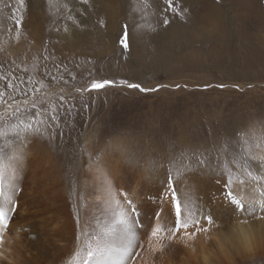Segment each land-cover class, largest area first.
Here are the masks:
<instances>
[{
  "label": "rangeland",
  "instance_id": "rangeland-1",
  "mask_svg": "<svg viewBox=\"0 0 264 264\" xmlns=\"http://www.w3.org/2000/svg\"><path fill=\"white\" fill-rule=\"evenodd\" d=\"M213 9L216 21L198 18ZM149 10L177 15L151 22ZM263 37L264 0H0V127L16 129L0 136L2 190L16 208L0 229V264H69L78 249L83 258L125 196L143 245L128 264H200L190 254L201 247L209 264H264V250L222 255L215 236L264 223ZM93 79L115 85L84 90ZM174 199L181 219L209 231L187 245L165 229L154 252V222L174 226Z\"/></svg>",
  "mask_w": 264,
  "mask_h": 264
},
{
  "label": "snow or ice",
  "instance_id": "snow-or-ice-1",
  "mask_svg": "<svg viewBox=\"0 0 264 264\" xmlns=\"http://www.w3.org/2000/svg\"><path fill=\"white\" fill-rule=\"evenodd\" d=\"M87 2V0H85ZM167 5L169 7H172L173 0H165ZM18 3L23 6L24 0H18ZM19 23V22H18ZM167 23V21H165ZM129 34L127 31V25L124 26L123 35L120 38V43L124 48L129 47L128 43ZM121 85H126L130 89H139L140 91H154L155 89H147L143 88L141 84L139 83H129L126 80L120 81ZM115 81L109 80V79H100L96 80L93 79L91 82L86 86L84 90L88 92L93 91H100L105 89L109 86H114ZM223 85H221L222 87ZM7 87H12V85H7ZM179 87V85L177 86ZM77 92H80L81 89H76ZM3 94L0 93V98H2ZM61 100L64 99L63 96L60 97ZM27 103V101H24ZM7 104L8 102L5 101ZM11 107V105H8ZM32 108H36L37 104L33 102L31 104ZM15 112H19V107L15 108ZM52 119H56L55 116L52 117ZM23 123V121H21ZM15 131L16 129L13 127L12 129H9L7 126L0 127V136L5 135L8 131ZM26 130H33L32 125H26ZM38 131V129H37ZM22 156L19 153L14 154L13 159L19 160ZM245 173L248 176H251L252 173L250 171H247L245 169ZM2 176L3 172L0 170V229H4L8 227V222L11 219L9 216L10 212H14L16 210L15 208V202L11 196H6L3 193L2 190ZM241 184H245V181H241ZM227 186V185H226ZM264 188V186H261ZM175 194L173 193V196ZM228 198L237 205L239 208L244 209L245 208V202L242 199H237L236 196L232 191L228 192ZM127 205V209H123L119 212L116 222L108 227L102 236H98L95 243L91 240L85 241L86 248L83 249L84 256L81 258V250L78 249L76 253L74 254L71 261H69V264H90V261L93 262V264H128L130 260L135 261L137 257L140 256L139 252L133 253V250L137 247H143V245L139 244L138 237L136 235V225L138 224V221L136 220L137 215V208L133 204L132 199L128 198L127 196L124 197ZM258 206L262 211H264V192H261V199L256 201ZM174 205H175V214L176 219L174 221L173 227H168L165 225L164 228H162L159 224L156 225L155 228H153L151 235L153 237H157V245L158 247H153V251H161L166 245L162 244L161 241L163 239L162 233L167 230V240L172 241L181 231L183 230V237L188 239H193L197 236V234L203 232L207 233L209 229L207 227H201L200 221L193 219L190 215H185L183 219H181L182 216V208H181V201L174 199ZM159 215V213H157ZM261 219H264V216L260 217ZM204 219L207 221L209 225L213 223V218L209 215H205ZM142 227V225H141ZM190 227L194 228L193 231H189ZM117 236L119 239V243H113L106 239V237L110 236ZM4 242L3 235L0 233V245H2ZM149 246L152 247L151 242H149ZM2 255V253H0Z\"/></svg>",
  "mask_w": 264,
  "mask_h": 264
},
{
  "label": "bare ground",
  "instance_id": "bare-ground-1",
  "mask_svg": "<svg viewBox=\"0 0 264 264\" xmlns=\"http://www.w3.org/2000/svg\"><path fill=\"white\" fill-rule=\"evenodd\" d=\"M191 5H193V4H191ZM41 7L43 8V6H41ZM42 8H41V10H42ZM132 11L135 14L140 15L139 11L142 13V12H145L146 10H139V11L132 10ZM189 11L190 10H188V12ZM217 11L218 10L213 9L211 14H210V12L198 14L199 15L198 18L204 19L205 16H207L208 21H211L212 20L211 18H213V20L216 21L218 18H220ZM25 14H26L25 17L27 18L28 15L32 17L34 13H33V10L29 9V10H25ZM159 15H161V16H159ZM167 15H168L169 19L171 20V22H173L172 17L177 15V10H149L146 17L149 21L154 22L156 20H160L161 18H163V19L168 18ZM209 16H211V17H209ZM163 21H162V23H163ZM93 172H94V170H93ZM154 224H155L154 225V228H155L158 223L154 222ZM228 231H231V232L223 233V232L219 231V233L215 234V236H217V238H216L217 246H218L219 252L222 255H228L231 252V250H233V249L237 253H246V252L252 253V252H257L259 250H264V223H262L261 225H258V226H255V225L249 226V225H247V223H240V221L239 222L237 221L234 224H232L231 227H229ZM181 236L183 238L182 242L184 244L189 245L188 242L185 241L186 238L183 237V230L181 231ZM150 238H151V245L156 246V241L152 240L155 237L150 235ZM201 243H202V241L200 242V245H201ZM226 245L229 247V249L226 248ZM189 247L194 248V246H191V245ZM196 252L198 253L197 255L196 254H194V255L190 254V259L191 258H193V260L196 259L197 261H199L200 264H209V261L212 260L211 255H209L207 253V249H205L204 247H201ZM186 263H183V264H186Z\"/></svg>",
  "mask_w": 264,
  "mask_h": 264
}]
</instances>
